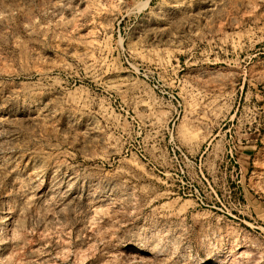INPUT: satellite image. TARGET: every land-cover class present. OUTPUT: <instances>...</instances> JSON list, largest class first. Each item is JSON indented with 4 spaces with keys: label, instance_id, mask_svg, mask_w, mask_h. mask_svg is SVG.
Returning <instances> with one entry per match:
<instances>
[{
    "label": "rangeland",
    "instance_id": "rangeland-1",
    "mask_svg": "<svg viewBox=\"0 0 264 264\" xmlns=\"http://www.w3.org/2000/svg\"><path fill=\"white\" fill-rule=\"evenodd\" d=\"M236 247L264 264V0H0V264Z\"/></svg>",
    "mask_w": 264,
    "mask_h": 264
},
{
    "label": "bare ground",
    "instance_id": "bare-ground-1",
    "mask_svg": "<svg viewBox=\"0 0 264 264\" xmlns=\"http://www.w3.org/2000/svg\"><path fill=\"white\" fill-rule=\"evenodd\" d=\"M235 246H236V245H235ZM116 247H117V246H116ZM237 250H239L238 247H236L235 250L233 249V251H231L232 253L230 252V254H227V256H225V257L222 256V257H221L222 260L220 259L221 261H219V264H235V262H236L237 260L234 261V259H236L235 256H234V255H235L234 252L237 251ZM240 254H241V253H240ZM223 257H224V258H223ZM237 259H238V258H237ZM240 259H241V258H240ZM217 260H218V259H217ZM233 261H234V263H233ZM239 262H240V261H239ZM217 263H218V262H217ZM237 263H238V261H237Z\"/></svg>",
    "mask_w": 264,
    "mask_h": 264
}]
</instances>
